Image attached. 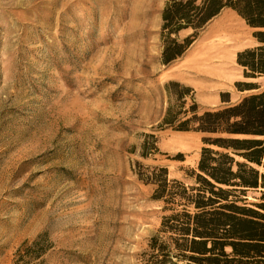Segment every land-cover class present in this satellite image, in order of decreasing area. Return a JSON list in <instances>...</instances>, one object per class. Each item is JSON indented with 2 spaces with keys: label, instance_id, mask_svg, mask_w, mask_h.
<instances>
[{
  "label": "rangeland",
  "instance_id": "obj_1",
  "mask_svg": "<svg viewBox=\"0 0 264 264\" xmlns=\"http://www.w3.org/2000/svg\"><path fill=\"white\" fill-rule=\"evenodd\" d=\"M166 1L0 0V264L40 234L52 242L44 264L156 260L163 203L136 162L193 184L205 135L160 127L166 85L193 87L203 108L224 104V91L237 101L246 92L236 81L249 80L237 54L257 44L255 29L226 9L165 65ZM229 26L241 38L219 35ZM223 39L232 44L214 52ZM152 132L160 152L143 158Z\"/></svg>",
  "mask_w": 264,
  "mask_h": 264
},
{
  "label": "trees",
  "instance_id": "obj_2",
  "mask_svg": "<svg viewBox=\"0 0 264 264\" xmlns=\"http://www.w3.org/2000/svg\"><path fill=\"white\" fill-rule=\"evenodd\" d=\"M226 9L255 29L257 44L237 54L249 80L235 85L246 93L232 101L224 91V104L203 108L193 87L178 81L166 85L170 102L160 127L205 134L194 183L171 178L167 166L136 162L138 178L151 184L152 199L163 203L161 232L167 236L152 237L153 264H264V85L258 81L264 76V0H167L161 60L169 65L182 57ZM185 30L191 32L182 37ZM159 152L156 134H145L140 155ZM51 247L40 234L24 242L14 264H44Z\"/></svg>",
  "mask_w": 264,
  "mask_h": 264
},
{
  "label": "bare ground",
  "instance_id": "obj_3",
  "mask_svg": "<svg viewBox=\"0 0 264 264\" xmlns=\"http://www.w3.org/2000/svg\"><path fill=\"white\" fill-rule=\"evenodd\" d=\"M220 34L222 36H227V37H232V38H240L241 33L239 32L238 29L234 28L233 26H229L228 29L225 28V30H221ZM225 34V35H224ZM230 39V38H229ZM233 40V39H232ZM221 43V42H220ZM223 44V43H222ZM232 44V43H231ZM225 45V44H224ZM222 46V45H221ZM228 46V45H227ZM220 48V47H219ZM222 50V49H221ZM220 51V50H219ZM223 51V50H222Z\"/></svg>",
  "mask_w": 264,
  "mask_h": 264
},
{
  "label": "crops",
  "instance_id": "obj_4",
  "mask_svg": "<svg viewBox=\"0 0 264 264\" xmlns=\"http://www.w3.org/2000/svg\"><path fill=\"white\" fill-rule=\"evenodd\" d=\"M232 10V9H231ZM234 11V10H233ZM235 12V11H234ZM241 17V16H240ZM242 18V17H241ZM243 19V18H242ZM244 20V19H243ZM245 21V20H244ZM246 22V21H245ZM234 27V26H233ZM234 28H236V29H238L237 27H234ZM239 30V29H238ZM239 32H240V30H239ZM220 36H222L221 34H219ZM226 36V35H225ZM227 37V36H226ZM230 38V39H229ZM240 38H241V36H240ZM227 39H229L230 41L233 39V40H238L239 39V37L238 38H232V37H227ZM221 42V43H220ZM216 46H214L213 48H214V52H215V49H216V51H222L223 50V48L224 47H226L227 45H231V43L230 42H226L224 39L223 40H221ZM223 43V44H222ZM225 44V45H224ZM222 45V46H221ZM220 47V48H219ZM222 49V50H221ZM264 77V76H263ZM263 77H261V78H263ZM232 100V99H231ZM234 100V99H233ZM232 100V101H233ZM222 101V100H221Z\"/></svg>",
  "mask_w": 264,
  "mask_h": 264
}]
</instances>
